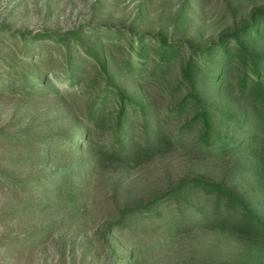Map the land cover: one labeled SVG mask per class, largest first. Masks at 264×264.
<instances>
[{"label": "rangeland", "instance_id": "1", "mask_svg": "<svg viewBox=\"0 0 264 264\" xmlns=\"http://www.w3.org/2000/svg\"><path fill=\"white\" fill-rule=\"evenodd\" d=\"M256 8L264 0H0V264H264L230 228L241 208L197 183L259 206L243 127L220 114L215 129L234 141L206 146L197 105L177 108L190 51ZM160 35L175 49L164 68ZM210 88L203 98L232 117L244 107Z\"/></svg>", "mask_w": 264, "mask_h": 264}, {"label": "trees", "instance_id": "2", "mask_svg": "<svg viewBox=\"0 0 264 264\" xmlns=\"http://www.w3.org/2000/svg\"><path fill=\"white\" fill-rule=\"evenodd\" d=\"M223 37L227 40L220 39L202 49H193L188 54L181 67V78L185 81L187 91L178 102L177 108L182 107L187 101H193L197 105L198 109L193 113L192 121L196 119L201 121L199 139L206 146L214 144L223 150L228 147L229 142L234 141L232 136L221 134L215 129L214 119L220 114L227 116V119H233L236 126L243 127L246 138L236 143L251 158L249 166L259 182V206L256 209L251 207L232 186L208 180H199L197 183L206 191H215L217 196L225 195L235 207L239 206L240 215L233 217L231 230L236 236L252 240L264 248V8H256L248 21L223 34ZM158 39V64L160 68H164L175 56V49L171 42L161 35ZM259 43L263 48L258 47ZM141 46L139 54H142ZM96 57L100 59L99 56ZM214 58L216 67L210 70L208 65L211 62L207 59L213 61ZM230 70H236L233 85L228 73ZM217 79L219 84L221 82L224 85L220 84L222 85L220 87L218 83L216 84ZM206 85L215 88L216 93L226 92L233 95L234 90L245 95L247 100L244 107L240 108L237 116L232 117L230 112L222 110L209 98H203V89ZM117 92L120 98L115 122L119 125L124 117V99L129 101V98L119 89ZM212 92L213 90L210 91ZM127 256L129 259L130 255Z\"/></svg>", "mask_w": 264, "mask_h": 264}]
</instances>
